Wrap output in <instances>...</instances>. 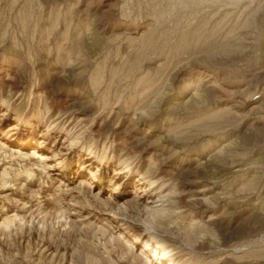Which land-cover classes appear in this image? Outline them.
I'll return each instance as SVG.
<instances>
[{
    "label": "rangeland",
    "instance_id": "374dc122",
    "mask_svg": "<svg viewBox=\"0 0 264 264\" xmlns=\"http://www.w3.org/2000/svg\"><path fill=\"white\" fill-rule=\"evenodd\" d=\"M0 264H264V0H0Z\"/></svg>",
    "mask_w": 264,
    "mask_h": 264
},
{
    "label": "bare ground",
    "instance_id": "6f19581e",
    "mask_svg": "<svg viewBox=\"0 0 264 264\" xmlns=\"http://www.w3.org/2000/svg\"><path fill=\"white\" fill-rule=\"evenodd\" d=\"M42 156H44V155H42Z\"/></svg>",
    "mask_w": 264,
    "mask_h": 264
}]
</instances>
